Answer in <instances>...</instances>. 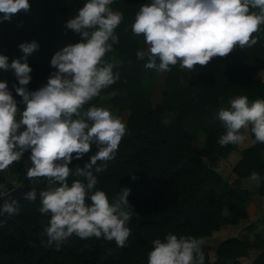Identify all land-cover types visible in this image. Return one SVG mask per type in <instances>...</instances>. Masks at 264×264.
Segmentation results:
<instances>
[{
	"label": "trees",
	"instance_id": "obj_1",
	"mask_svg": "<svg viewBox=\"0 0 264 264\" xmlns=\"http://www.w3.org/2000/svg\"><path fill=\"white\" fill-rule=\"evenodd\" d=\"M84 2L29 0V12L0 22V54L7 55L9 63L23 55L20 43L35 40L39 45L27 57L32 68V79L26 86L30 91L43 86L55 71L50 59L60 50L59 42L67 46L80 41V35L67 29L65 22L77 14ZM147 2L114 0L111 7L123 12L124 20L115 30L119 43L105 60L114 64L113 72L119 73V78L84 105L85 109L99 107V102L111 95L109 102L114 110L129 112L127 131L115 158L97 161L106 167L94 173L98 178L96 187L105 191L110 200L123 188L131 189L127 199L134 214L126 245L118 247L114 240L82 239L76 235L59 247L49 245L45 232L49 215L40 213V199L26 198L10 215L11 220H0V264H148L154 239L174 233L203 240L223 225L237 226L248 218L245 204L250 193L228 184L215 169L218 160L237 150V144L218 143L226 129L211 109L219 104L229 107L230 99L238 95H246L249 101L264 98V79L259 75L264 71V25L252 34L257 42L251 47L234 46L227 55L215 56L193 70H184L177 63L170 66V71L162 72L146 68L147 58L136 56L147 45L142 35L133 34L131 25L140 6ZM158 73L164 75L163 99L153 107L150 94ZM0 80L19 86L11 69L1 70ZM13 96L22 110L21 97L15 92ZM170 113L173 118L165 122V115ZM251 140L253 144L241 151L242 158L234 167L239 178H249L253 171L264 176V143L254 142L252 135ZM95 151L93 146L84 163ZM29 155L30 150L25 151L19 161L0 170V184L6 193L14 188L6 173L22 175L28 183L46 182L44 177L27 176ZM70 166L75 167L74 161ZM67 179L69 184L84 180L75 175ZM258 195L264 197V182L259 185ZM225 207L228 215L222 214ZM247 230L253 232L255 226L249 225ZM251 249L260 251L252 264H264V236L260 233L254 234L252 243L240 238L221 242L215 262L202 247L205 264H240L238 260L248 257Z\"/></svg>",
	"mask_w": 264,
	"mask_h": 264
},
{
	"label": "clouds",
	"instance_id": "obj_2",
	"mask_svg": "<svg viewBox=\"0 0 264 264\" xmlns=\"http://www.w3.org/2000/svg\"><path fill=\"white\" fill-rule=\"evenodd\" d=\"M114 0H85L77 14L65 27L78 33L80 41L56 51L50 66L55 69L47 82L34 91L26 86L32 68L27 63L39 45L22 42V56L12 59L0 54V70L11 69L19 86L13 85L24 108L0 80V170L19 161L30 150L28 177H44L43 190L33 188L25 195L40 199L39 211L49 215L45 227L47 243L59 247L70 236L114 240L124 247L131 234L128 226L134 211L125 187L111 200L96 187L97 175L115 158L119 143L126 134L123 120L106 107L84 105L99 96L102 89L114 84L119 73L106 61L107 53L119 43L117 27L124 20L123 12L114 10ZM29 0H0V22L10 21L30 10ZM264 25V0H148L140 6L131 25L135 35H142L146 50L136 52L146 59L145 67L170 71L179 63L193 70L215 56L227 55L234 46L251 47L253 36ZM226 132L219 137L221 146L242 143L246 129L254 142L264 143V98L249 101L246 95L230 99L229 107L217 112ZM95 146L83 167H71ZM74 154V155H73ZM95 166V167H94ZM70 175L83 177L68 183ZM249 179L257 185L264 176L253 171ZM6 189L0 184V197ZM18 211L15 200H4L0 214ZM223 215H228L225 207ZM148 264H205L202 238L168 233L152 241Z\"/></svg>",
	"mask_w": 264,
	"mask_h": 264
},
{
	"label": "rangeland",
	"instance_id": "obj_3",
	"mask_svg": "<svg viewBox=\"0 0 264 264\" xmlns=\"http://www.w3.org/2000/svg\"><path fill=\"white\" fill-rule=\"evenodd\" d=\"M64 46H65L64 43L59 42V44H58L59 49H62ZM183 69L187 70V68H183ZM0 72H1V70H0ZM259 75L262 79H264V71H260ZM163 79H164L163 73H158V80H157L156 84L154 85V87L151 89L150 97L152 100L153 107H155V105L160 103L163 99V92H164ZM8 88L10 91H12V94L15 92V90L13 88V84H8ZM110 97H111V95H108L103 100H101L99 102V107L108 108L112 112V114L120 117L126 125V122L128 120V117H129V112L118 113L117 110H114L111 107L110 102H109ZM221 107H223V106H221L219 104L217 107H215L214 109H211V110L217 114L219 108H221ZM172 118H173V114H171V113L167 114L164 117V119H165L164 121L169 122ZM242 132L245 133V140L242 143H237V147L239 150L247 148V142L249 141L248 139H250V137H251L248 130L244 129ZM199 139L201 140L200 142L203 141V134L202 133H200ZM199 139H198V141H199ZM198 141L196 143H198ZM85 158H86V154L81 159H74L73 161L75 163V166H77V165H79L80 167L83 166ZM262 158L264 160V152L262 153ZM25 162H26V164L28 163L27 157L25 159ZM221 168H223V167L221 166ZM221 168L219 167V171L223 175H225V173L222 171ZM222 174H220V175L222 176ZM5 176H6L7 180L11 183V185L14 187L18 186L24 180V176H22V175L11 176V175L6 173ZM225 176H228V174H226ZM223 179L226 181V177ZM29 182H30V184H33L32 180H30ZM228 184H230V183H228ZM230 185L240 189V187H238L234 184H230ZM250 185H252V184L250 183ZM258 187H259V185H257V184L252 185L254 192H252L250 194V196L248 197V200L245 204V208H247L246 206H248L249 209L252 208L254 220L251 217V219L247 218L246 220L241 221L237 226H228L227 227L228 229L226 231L227 232V236H226L227 239L239 238L240 236H243V234H245L244 231H245L246 227H248L250 224L254 225L255 228L259 227L258 230L261 232L260 234L264 236V227H263L264 225H262V221H264V214H262L263 213L262 206L257 205L258 201H256L257 198H260V196L258 195ZM241 190H243V189H241ZM261 203L263 204L264 202L261 201ZM257 208H259V211H257ZM246 211H247V209H246ZM247 215H248V213H247ZM252 221H253V223H252ZM223 226H225V225H223ZM223 226H221V227H223ZM202 247L208 253V255L210 257V261L215 262L217 259V257H216V249H217L216 242L215 241L213 242L212 239L202 240ZM252 258H249L248 260H246L242 264H252V262H253Z\"/></svg>",
	"mask_w": 264,
	"mask_h": 264
},
{
	"label": "crops",
	"instance_id": "obj_4",
	"mask_svg": "<svg viewBox=\"0 0 264 264\" xmlns=\"http://www.w3.org/2000/svg\"><path fill=\"white\" fill-rule=\"evenodd\" d=\"M244 130V129H243ZM242 130V131H243ZM249 132V131H248ZM249 141L247 142V148H249L253 142L251 140V137L250 139H248ZM246 148V149H247ZM242 150H245V149H242ZM242 150H239L238 147H237V150L236 151H233L227 158L225 159H220L216 162L215 164V169L216 171L219 173V174H222L220 171H219V167L221 168V166L223 168L222 171L226 174H228V176H225L222 174V177L225 178L226 177V181L230 184H234L238 187H240V189H243V190H247L248 192H250V194L253 191V188H252V185L253 184H256L255 182L251 181L249 178H239L235 173H234V167L236 166V164L241 160L242 156H241V151ZM229 170V171H228ZM225 176V177H224ZM250 183L252 185H250ZM260 185V184H259ZM259 188V187H258ZM258 203L257 205H261L262 206V210H263V213L264 214V203L262 204V202H264V197H260V198H257ZM247 208V213H248V219L252 217V219L254 220V217H253V211H252V208L249 209L248 206H246ZM257 211H259V208H257ZM253 223V221H252ZM251 225V224H250ZM262 225H264V221H262ZM228 226H223V227H220V229L218 231H215L213 232L209 237H206L204 238L203 240L205 239H212L213 242L215 241L217 246L227 240L226 236H227V228ZM264 227V226H263ZM259 227H256L255 230L252 232V231H248L247 230V227L244 231L245 234H243V236H240L239 238L240 239H247V240H250L251 243L253 242L254 240V234L255 233H261L259 230ZM224 230V231H223ZM251 254V255H250ZM260 254V251L259 250H256V249H251L249 251V255L248 257H245V258H240L238 260V262L240 264H242L243 262H245L246 260H248L249 258H252V261Z\"/></svg>",
	"mask_w": 264,
	"mask_h": 264
},
{
	"label": "water",
	"instance_id": "obj_5",
	"mask_svg": "<svg viewBox=\"0 0 264 264\" xmlns=\"http://www.w3.org/2000/svg\"><path fill=\"white\" fill-rule=\"evenodd\" d=\"M45 181L42 182H38L36 184H30L28 183V181L26 179H24L18 186L14 187L12 190H10L9 192H7L5 194V196L0 197V204L3 203L4 200H15L16 204L19 205L22 201H24L26 199V193L35 188L38 190H42L44 185H45ZM39 199V197H38ZM11 214H0V220H11L10 218Z\"/></svg>",
	"mask_w": 264,
	"mask_h": 264
}]
</instances>
